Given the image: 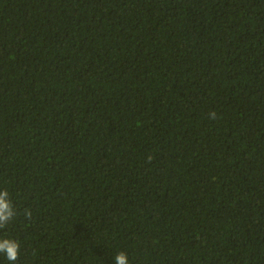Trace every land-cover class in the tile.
<instances>
[{
	"label": "trees",
	"instance_id": "trees-1",
	"mask_svg": "<svg viewBox=\"0 0 264 264\" xmlns=\"http://www.w3.org/2000/svg\"><path fill=\"white\" fill-rule=\"evenodd\" d=\"M3 190L14 264H264V0H0Z\"/></svg>",
	"mask_w": 264,
	"mask_h": 264
},
{
	"label": "clouds",
	"instance_id": "clouds-1",
	"mask_svg": "<svg viewBox=\"0 0 264 264\" xmlns=\"http://www.w3.org/2000/svg\"><path fill=\"white\" fill-rule=\"evenodd\" d=\"M8 196L7 190L0 191V230L6 229L16 216V210ZM30 215V212L25 213L26 218ZM0 254H3L10 264H14L20 254L19 241L7 236H0ZM114 262L115 264H129L127 254L122 251L117 253Z\"/></svg>",
	"mask_w": 264,
	"mask_h": 264
}]
</instances>
